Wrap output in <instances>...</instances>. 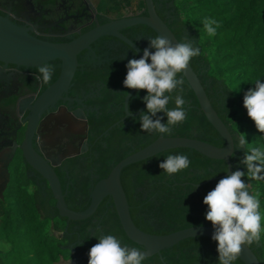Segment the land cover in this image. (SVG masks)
Segmentation results:
<instances>
[{
  "label": "trees",
  "instance_id": "1",
  "mask_svg": "<svg viewBox=\"0 0 264 264\" xmlns=\"http://www.w3.org/2000/svg\"><path fill=\"white\" fill-rule=\"evenodd\" d=\"M153 1L158 16L171 29L178 42H184L187 35L196 42L193 46L200 48V55L193 57L190 65L211 105L229 129L233 142L238 145V136L244 133L248 141L247 148L264 150V133L256 129L243 106L245 92L254 88L257 80L264 82V0H181L185 3L184 11H181L178 0ZM207 18L214 19L219 25L215 36H209L204 28ZM99 19L101 22L107 21L102 15H99ZM139 27L148 28L157 36L149 27L137 25ZM123 33L126 34L124 30ZM126 64L122 61L107 81L121 86V103L129 91L123 84L127 73ZM181 77L184 80L183 92L177 89L173 95L181 94L185 99L186 117L166 135L197 138L215 146H223L224 140L200 110L186 79L182 73L178 74L177 78ZM146 94V90L134 92L129 101L131 111H136L144 103ZM168 107L171 109L175 105L170 102ZM119 129L121 126L111 131ZM123 132L119 131L120 134ZM158 134L153 132L150 137L138 142L123 136L118 151L113 148L110 152H114L102 156L106 165L99 170L100 176L106 177L116 163L154 141ZM244 151L235 149L231 155L232 172L237 168L247 172L246 167L240 164ZM169 155H187L190 166L175 175H167L159 164ZM226 171L224 160L208 158L188 148H174L124 167L120 181L134 224L145 232L162 235L191 226L212 225L205 219L208 209L203 199L225 177ZM242 179L248 183L247 175ZM254 182L256 192L253 195L260 201L261 223L264 227V180ZM6 192L5 201L0 200V264H57L61 256L65 258V252L68 251L62 247L64 239L53 233L63 229L65 219L41 211L34 196L23 190L17 180L11 181ZM151 214L160 222L159 226L148 221ZM99 215L103 217L100 224L98 221L92 222ZM87 226L94 229V233L87 231ZM101 235H113L134 246L121 227L112 200L108 205L102 202L96 212L85 219V233L81 237L85 239L87 264L89 250L99 242ZM248 247L260 264H264V231L261 232L260 241ZM169 248L174 250L164 257L167 264H190L185 262L188 259H183H196L200 255L199 250L201 253L205 250L203 253L206 255V260L200 256V264H218L217 242L211 237L186 238ZM179 252L183 256L176 257ZM160 263L157 255L145 257L142 261V264ZM233 264L244 263L238 258Z\"/></svg>",
  "mask_w": 264,
  "mask_h": 264
},
{
  "label": "flooded vegetation",
  "instance_id": "2",
  "mask_svg": "<svg viewBox=\"0 0 264 264\" xmlns=\"http://www.w3.org/2000/svg\"><path fill=\"white\" fill-rule=\"evenodd\" d=\"M0 14L27 28L31 35L53 43L70 42L111 19L99 13L91 0H0ZM145 14L143 10L136 15ZM99 15L107 21L101 22ZM132 27L123 29L126 34L123 30L121 33L143 52L155 36L148 28ZM150 51L154 52L155 49ZM133 58L139 59L137 53L119 39L112 36L97 39L90 49L77 54V66L69 86L43 109L34 124L28 140L31 150L55 172L65 203L73 211H82L89 205L93 185L104 178L99 173L106 165L102 161L103 155L118 151L123 136L138 142L153 133L141 131L139 117L146 107L136 116L128 115L124 106L128 92L121 103V86L107 83L122 61L127 63ZM46 63L54 66L55 70L51 81L41 84L34 79L40 75V66L26 67L0 62V200L5 201L7 188L12 180H17L23 190L34 196L41 211L65 219L63 229L53 231L55 236L64 239L62 247L68 251L65 258L61 256V264H87L85 239L81 237L85 233V219L68 220L59 215L48 180L27 161L21 147L36 100L57 80L61 71L60 59ZM129 101V114L145 104L131 111ZM158 115L161 116L160 113ZM120 126L124 131L122 134L119 133L120 129L111 131ZM113 148L116 150L110 152ZM110 200L111 197L106 196L101 203L108 205ZM102 218L99 215L92 222L98 221L100 224ZM148 221L156 227L160 225L153 214L149 215ZM86 230L94 233L89 226ZM121 241L129 247L143 249L134 242V246H131L124 239ZM173 250L165 248L154 255L160 258V264H167L165 258ZM203 251H198L199 256L194 255L196 259L190 260L188 257L183 261L188 259L185 262L200 264L201 255L206 260ZM163 252L166 254L163 255ZM180 256H183L182 252L176 255Z\"/></svg>",
  "mask_w": 264,
  "mask_h": 264
},
{
  "label": "water",
  "instance_id": "3",
  "mask_svg": "<svg viewBox=\"0 0 264 264\" xmlns=\"http://www.w3.org/2000/svg\"><path fill=\"white\" fill-rule=\"evenodd\" d=\"M143 1L144 10L146 12L145 15H125L109 19L107 22L96 25L66 43H53L39 39L31 35L27 28L17 25L11 21L8 16L0 14V62L4 64L11 63L26 67H35L41 66L54 59H60L62 61L59 77L39 96L30 112V122L26 131V138L21 145L25 157L33 168L39 171L48 180L52 195L56 201L55 207L60 216L66 217L68 220L86 219L92 216L101 201L106 196H109L113 201L114 208L125 235L132 242L141 245L143 249L138 250L141 251L145 257H149L160 253V251L165 248L174 246L186 238L197 236L212 237L214 229L212 225H198L162 235L151 234L139 229L130 216L126 194L121 185L120 174L122 169L130 164L147 159L169 149L188 148L195 150L208 158L224 160L227 165L225 176L230 175L232 172V163L230 160V157L234 152L232 135L211 105L197 74L194 72L190 64L188 68L182 72V75L194 92L200 110L224 140V145L221 147L197 138L167 136L159 133L154 141L130 153L116 163L106 177L100 179L93 185L89 195V205L82 211H73L69 209L65 203L57 175L49 165L32 152L28 142L33 133L34 124L39 114L51 101L69 86L77 66V54L84 49H90L91 44L97 39L104 36L115 37L132 48L139 58L143 55L142 50L136 43L123 35L121 30L136 25H145L152 29L157 36L161 35L169 39L173 45L179 43L171 29L158 16L154 1ZM135 91L136 90L134 89H130L124 100L125 110L127 114L131 116L138 115L142 109L146 107V104H144L135 113L129 114L127 110L128 101ZM160 115L163 117L161 120V123L163 124V112H160ZM195 186H199V184H195ZM121 246L129 247L125 244H122ZM239 259L244 264H260L256 255L248 246H242V252ZM62 260V257H60L57 264H61Z\"/></svg>",
  "mask_w": 264,
  "mask_h": 264
},
{
  "label": "clouds",
  "instance_id": "4",
  "mask_svg": "<svg viewBox=\"0 0 264 264\" xmlns=\"http://www.w3.org/2000/svg\"><path fill=\"white\" fill-rule=\"evenodd\" d=\"M218 26L214 19L204 21L209 36L216 35ZM195 43L186 35L184 42L173 45L169 39L158 35L150 39L141 58L128 60L123 81L125 88L137 92L146 90L147 93L143 97L146 111L141 112L139 117L141 131L170 134L175 126L184 121L186 101L181 94L173 93L177 89L183 92L184 80L177 76L188 68L193 57L200 55V48L193 46ZM54 70V66L45 63L39 67L40 75L34 79L47 84ZM170 102L175 107L169 109ZM243 106L256 129L264 133V82L257 80L255 87L245 92ZM160 112L166 115L167 123H161L163 117L158 115ZM247 145L244 133L238 136V145L233 144L234 150H245L240 164L246 167L247 172L237 168L220 179L203 199L208 209L205 219L211 222L214 229L211 238L217 242L218 264H233L239 258L242 246L258 243L264 231L260 201L250 192L251 184L242 179L247 175L250 180H264V150L247 148ZM190 163L187 155H169L159 167L172 176L187 169ZM98 241L89 250L88 264H142L145 259L137 248L122 247L121 241L113 235H101Z\"/></svg>",
  "mask_w": 264,
  "mask_h": 264
},
{
  "label": "rangeland",
  "instance_id": "5",
  "mask_svg": "<svg viewBox=\"0 0 264 264\" xmlns=\"http://www.w3.org/2000/svg\"><path fill=\"white\" fill-rule=\"evenodd\" d=\"M97 11L108 18H118L122 16L136 15L144 10L143 0H91ZM181 11L185 10V3L178 0ZM251 184L250 192L255 194L256 186L254 180H248ZM63 264V263H62Z\"/></svg>",
  "mask_w": 264,
  "mask_h": 264
}]
</instances>
